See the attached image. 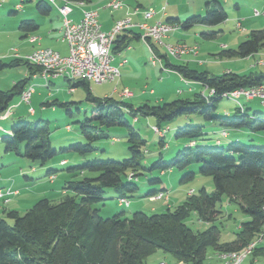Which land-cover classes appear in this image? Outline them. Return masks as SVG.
I'll return each mask as SVG.
<instances>
[{"label":"trees","instance_id":"16d2710c","mask_svg":"<svg viewBox=\"0 0 264 264\" xmlns=\"http://www.w3.org/2000/svg\"><path fill=\"white\" fill-rule=\"evenodd\" d=\"M66 1L68 4L85 5L92 0ZM19 7L21 8V5ZM36 7L42 15H47L51 9L48 1H39ZM226 21L228 13L219 1L213 5L208 4L205 16H193L184 21L175 18L166 20L167 23L179 24L184 30L195 25L216 26ZM19 28L28 36L37 32L39 25L34 20H24ZM127 32L136 34L134 38L142 34L135 32V29ZM217 35L218 32L203 34L209 38ZM132 39H121L119 36L114 42L112 53L117 54L125 50ZM262 48L264 30H254L236 50L223 49L222 54L229 58L245 59L257 54ZM159 52L160 50L158 54ZM160 56L163 70L168 67L185 80L198 83L207 89L208 93L194 94L193 99L177 98L163 104H145L135 108L130 103L118 101L113 97L96 98L87 82L66 80L73 89L85 88L86 100L95 105L92 118L82 124V132L90 139H105L108 135L94 136L89 129L125 127L131 156L121 161L90 160L81 166L70 168L69 171H74V174L87 172L95 176L68 182L63 189L65 193L58 202L41 199L23 215L16 210H7V219L0 218V264H146V260L159 249L172 254L178 264H204L208 248H213L218 254L239 253L264 233V146L243 144L238 138L233 142L231 140L226 147L196 145L192 148L197 141H208V134L202 126H185L177 130L176 138L189 139L188 147L179 151L171 162H165L160 157L151 167H146L143 163V149L147 142L127 118V114L134 118L141 114L155 117L161 125L180 116L200 114L223 129V139L217 140L218 144L231 138L228 129L236 131L238 137L242 136L243 130L264 132L263 113L254 112L248 116V108H245L240 100L223 97L224 94L263 84L264 74L242 75L227 72L214 76L209 71L199 72L186 65L171 64L165 58L167 56ZM21 65L27 67L31 76L41 73L40 68L23 59L13 58L6 61L0 58V74ZM31 80L25 78L15 83L9 91L0 89V119L5 117L15 98L18 96L21 99L23 92L34 84ZM222 99L237 102L239 108L236 113L240 116L226 119L216 115L217 105ZM74 103L60 104L56 100L45 105L61 106L71 116L69 106ZM10 128L11 130L7 131L9 137L0 138L8 153L13 152L42 165L58 154L51 143L49 121L39 120L34 123L25 119L18 120L12 123ZM154 131L162 139L165 137V131H162L160 126H155ZM160 144L163 148L166 147L163 140ZM69 150L87 154L92 151V145L75 144L71 145ZM192 163L199 165L200 174L212 177L214 193L209 194L206 189L200 190L199 194L189 193L181 205L174 210L169 206L162 214L148 215L138 211L128 218L125 212H120L110 218H102L100 211L93 209L94 204L106 200L107 189L114 190L119 206L128 208L131 206L129 199L139 191V187L131 182L133 178L153 171L164 174L173 166L183 169ZM193 176V173H189L184 179ZM150 182L161 183V180L156 178ZM162 192L168 193L164 188L151 190L146 196L153 199ZM224 196H227L231 203L239 205L249 218L241 222L239 232L232 242H221L220 230L213 224L222 216V212L217 210V205ZM127 202L129 205H126ZM192 214H195L199 221L212 225L203 232H195L186 223ZM252 255L254 258L264 257V245L257 247Z\"/></svg>","mask_w":264,"mask_h":264},{"label":"rangeland","instance_id":"374dc122","mask_svg":"<svg viewBox=\"0 0 264 264\" xmlns=\"http://www.w3.org/2000/svg\"><path fill=\"white\" fill-rule=\"evenodd\" d=\"M39 1L47 0H0V54L9 55L11 58H1L4 60H11L18 54L25 53L24 45L27 41L26 32L20 30V24L24 20L33 19L34 10L37 11V3ZM114 0H92L89 5L99 6L100 22L104 27L109 26L112 21V16L118 18L123 16L121 10L106 9L107 5ZM123 1L124 6H129L131 15L128 16L136 24L141 26L144 23L154 24L159 23L163 17L162 8L170 3L179 14L181 21H184L193 16H205L208 4L213 5L217 0H115ZM227 1V0H226ZM228 4L222 2V6L226 9L230 19L223 24L216 26L195 25L188 30L180 28L179 35L171 40H165V44H175L176 37L182 36L181 42L176 44V48H184L185 46H197L199 50L187 52L186 55L194 57L197 63L189 64V67L199 72L209 71L214 76H221L231 70L237 74H264V66H257L258 60H264V48L259 51L250 63L245 64V68L253 65L257 67L253 70L239 71L237 67L241 64L239 61L243 59L229 58L222 54V46L230 45L232 49L236 50L238 46L246 41L254 30H264V0H228ZM234 2H239L240 11L233 9ZM19 5L26 7L25 10ZM52 5V4H51ZM71 5V4H70ZM141 5V7H139ZM54 6V5H52ZM167 6V5H166ZM55 7V6H54ZM52 9L51 16H55L56 11ZM71 8V6H70ZM72 9V8H71ZM137 11V13H135ZM258 11L260 16H254V12ZM38 12V11H37ZM146 12H155L156 14L151 19L145 18ZM233 16V17H232ZM127 16L125 18H128ZM123 18V19H125ZM238 20L242 21V29L236 28ZM45 31L35 32L43 37L45 45H50L53 49L61 48L58 45L57 39L61 37L59 33L60 23H50L46 21ZM223 30L224 34L220 31ZM139 31V30H138ZM143 32V31H142ZM210 32H218V37L209 38L203 36ZM33 33V34H35ZM50 33V35H49ZM178 33V32H177ZM35 34V35H36ZM136 35V34H135ZM32 36V35H31ZM180 38V37H179ZM141 40V36L137 37ZM147 47H152L158 53L157 43L152 39L146 38ZM144 40V39H143ZM143 42V41H142ZM134 40V49L128 54V50L115 54L114 65H118L122 60L126 59L128 65L125 68H120L121 77L117 82L106 84L90 83V89L96 98L104 99L113 97L118 101H125L130 103L135 108L142 107L145 104L158 105L154 103V97H151V91H156L158 98H167L165 102H171L180 99H193L194 95L179 94V91L188 92L186 85L180 82V77L176 74H168L163 71L161 66H154L155 62L152 61L148 48L143 43ZM65 46V44H63ZM178 46V47H177ZM181 46V47H180ZM18 50V51H17ZM160 50L164 52L163 48ZM199 54V55H198ZM178 56V59L186 56L185 54ZM22 57V56H21ZM172 64L181 65L183 62L170 58ZM204 65L201 66L199 63ZM260 63V62H259ZM236 65V66H235ZM235 70V71H234ZM27 67L21 65L19 67L8 69L0 74V89L9 91L13 88L14 84L25 79L27 74ZM57 79L55 77H51ZM50 78V79H51ZM48 81V80H47ZM34 83V91L31 98L30 105L24 103L20 104V110L16 111L26 116V121L37 123L39 120H46L50 122L51 129V143L53 148L58 151V154L48 161L46 164L33 162L29 159L16 155L13 152L6 151L5 143L0 140V190H6L11 186L17 189L21 194L8 201V204L2 202L0 204V218L7 219L5 212L7 210H16L22 215L31 208L37 201L47 198L53 202H58L62 197V191L68 182L80 181L84 177H93V173H77L70 172L69 169L81 166L90 160H125L130 155L128 134L125 127L117 126L112 128L99 127L95 130L89 129L94 136L108 135V138H93L90 139L82 132V124L92 118V112L95 105L86 100L87 91L83 87H79L74 93L70 92L68 83L63 79L55 81V88H46L47 82L43 79L37 81L32 80ZM64 86L57 90L58 86ZM196 89L195 94L202 92L208 93L207 89L193 85ZM125 91H129L135 96L134 99L124 98L122 95ZM147 94L143 96V94ZM179 94V95H178ZM142 97V98H139ZM48 102L58 100L61 103L75 102L69 108L72 115L66 113V109L61 106L47 107L45 104ZM15 102H19V97L15 98ZM245 108H248L247 114L251 116L254 112L264 114L263 102L259 99L248 100L242 98L239 101ZM160 104H163L160 103ZM239 104L232 100L222 99L217 105L215 114L226 119H233L240 116L236 113ZM224 110L229 111L226 113ZM36 112V115L30 113ZM128 121L140 133L142 138L146 140L147 144L143 149L144 166L151 167L160 157L163 161L171 162L178 155L179 151L184 150L190 144L187 138H176V132L179 128L185 126H202L204 132L208 134V141H197L196 145H210L217 147H226L232 140L241 139V143L264 146V132L253 133L250 131H241V137L236 136V131L228 129L227 132L231 138L225 142L218 144L217 140L223 139V129L207 120L203 115L191 114L180 116L171 122L159 125L155 117H148L137 114L134 118L131 114H127ZM16 122V121H15ZM93 125H97L92 123ZM99 126V125H98ZM155 126H160L162 131H165V137L159 136L154 131ZM70 127V129H68ZM11 130V128H10ZM0 135V137H9L8 135ZM164 141L166 147H162L160 141ZM82 144L92 145V151L87 154H79L74 150H69L71 145ZM65 162V163H63ZM51 173L52 175H48ZM189 173H193L192 178L184 179ZM56 177L55 182L51 183L49 177ZM159 178L161 183H151L153 179ZM139 187V191L135 196L129 199L131 206H119L116 194L113 189H107L105 201L93 205V209H98L102 218H110L120 212H125L129 218L135 212H143L148 215L162 214L167 211L168 206L172 210L181 205L187 196L192 193L199 194L200 190L206 189L207 193L212 194L215 192V185L212 177L205 176L199 173V165L192 163L183 169L173 166L171 169L166 170L164 174L160 171L146 172L143 175L133 178L131 181ZM166 189L168 195L161 199H150L147 193L151 190ZM58 192L60 196L58 195ZM155 199V200H154ZM4 203V204H3ZM7 204V205H6ZM217 210L222 212V216L213 224L218 226L220 230L221 242H232L239 232L241 222L248 220V216L242 212L239 205L231 203L227 196H224L222 201L218 203ZM9 221V220H8ZM187 225L195 232H203L207 230L212 223L199 221L195 214H192L187 220ZM178 264L176 258L163 250H157L147 260L146 264ZM204 264H225L221 259V254H218L213 248H208ZM242 264H264V257L260 256L254 258L253 255L249 256Z\"/></svg>","mask_w":264,"mask_h":264},{"label":"built area","instance_id":"2783aa9c","mask_svg":"<svg viewBox=\"0 0 264 264\" xmlns=\"http://www.w3.org/2000/svg\"><path fill=\"white\" fill-rule=\"evenodd\" d=\"M53 5L58 7L60 14L63 17V41L67 43L69 53L67 56L61 55L59 52L51 48H37L35 55H26L17 58L23 59L31 65L41 69V73L32 75V79H36L40 75L42 79L47 82V76L63 77L65 80L72 82L84 81L94 84H105L111 78H120V67L114 65L115 56L112 53L114 42L123 33L138 29L141 30V38L144 44H147V39H152L157 43L158 47H162L165 56L169 58L178 59V54H185L186 52L198 51L197 46L176 48L174 45L165 44L166 38L180 30L179 24H167V22H159L156 25H149L147 23L141 26L136 25L131 18L119 20L110 31H104L100 23V14L98 12L87 13L82 12V19L79 22H73L69 19L72 11L64 9L55 0H50ZM122 4L107 5L111 10H120L123 8ZM137 13V11L135 12ZM255 16H260L258 11H255ZM155 12H146L145 18L151 19ZM241 28V23L237 24ZM143 31V32H142ZM37 38H31V41L36 42ZM151 59L156 61L157 65H163L162 57L152 47H148ZM160 53V52H159ZM60 60H68V67H60ZM127 63L123 60L120 66ZM263 64V62L258 63ZM165 70V68H164ZM47 85V84H46ZM50 87V85H47ZM34 84L25 90L21 96V101L30 105L31 98L34 91ZM73 92L74 90L71 89ZM132 93L125 91L122 96L130 97ZM231 95H238L240 98L248 100L259 99L264 105V83L248 89L237 90ZM10 114V110L6 113L5 117ZM64 163V162H63ZM56 177H50L51 181H55ZM18 191L8 188L0 193V202H7L12 197L17 196ZM168 195L167 192L157 194L154 198L161 199ZM126 205H129L127 202ZM258 247V245L254 246ZM245 259V258H244ZM164 264V263H161ZM237 264V262L233 263Z\"/></svg>","mask_w":264,"mask_h":264},{"label":"crops","instance_id":"0c3cea01","mask_svg":"<svg viewBox=\"0 0 264 264\" xmlns=\"http://www.w3.org/2000/svg\"><path fill=\"white\" fill-rule=\"evenodd\" d=\"M37 1V0H36ZM115 1V0H114ZM217 1H219L221 4H222V0H217ZM56 2L57 3H59V5H61V6H64V0H56ZM122 3H123V1H121ZM228 0L226 1V0H223V3H227L228 4ZM111 3V2H110ZM71 4V5H70ZM70 4H68V10H70V11H72V13L70 14V16H69V19L70 20H72L73 22H79L81 19H82V12H88V11H91V10H99L98 9V7L99 6H90L89 4H85V5H79V4H73V3H70ZM125 4V3H124ZM51 5V4H50ZM167 5V6H166ZM163 8H162V10H163V17L161 18L162 20L160 21V22H166V20L168 19V18H175V19H180L179 17V14H178V12H177V10H175V7L173 8L171 5L172 4H170V3H168V4H166ZM70 6H71V8H70ZM53 7L54 6H52L51 5V9H50V12L47 14V15H42V14H40L39 12H37L36 10H34V12H33V19H31V20H34L38 25H39V29H38V31L37 32H39V31H41V29H42V31H45V26H47V24L48 23H46V21H49L51 24L52 23H55L56 21H58L59 23H60V28H59V33H60V35H61V37L59 38V39H57V43H58V45L60 46V45H62L61 46V48H57V49H53L50 45H45L44 44V41H43V37H41V36H39V33H35V34H28V36H26V38H27V41L25 42V44L24 45H27V47L25 48V53H23V54H17L16 55V57L14 56V58L15 59H20V58H17V56H19V57H24V56H26V55H30V54H32L37 48H51V49H53V50H55V51H57V52H59L61 55H63V56H67L68 55V53H69V50H68V46H67V43L66 42H64L63 41V17H62V15L60 14V12H59V10H58V7H54V8H56V9H54L55 11H56V15L55 16H51V13H52V9H53ZM139 7H141V5H139ZM21 8L23 9V10H25L26 9V7H24V6H21ZM106 9H109V8H107L106 7ZM233 9H237V11H240V4H239V2H234V5H233ZM111 10V9H110ZM120 10L121 11H123V16H120V17H118V18H114V16H112V21H110V23H109V26H107V27H104L102 24V29L104 30V31H110L113 27H114V25L119 21V20H121V19H123V18H125L126 16L128 17V16H130L132 13H131V11L132 10H130V8H129V6H127V5H125V6H123V8H120ZM156 14V13H155ZM254 16H255V13H254ZM154 17V16H153ZM230 15L228 16V20L230 19ZM233 17V16H232ZM101 18V17H100ZM241 23V28H238L237 27V24L238 23ZM101 23V22H100ZM149 24V23H148ZM149 25H154V24H149ZM236 28L240 31V30H243L242 29V21L241 20H238L237 21V23H236ZM41 31V32H42ZM179 31L180 30H178L177 32H175V33H173V34H175V36H177V35H179ZM135 32H137V33H141V30H139L138 31V29H135ZM222 34H224V31L223 30H221L220 31ZM173 34H170L166 39L167 40H171L174 36H173ZM32 35V36H31ZM49 35H50V33H49ZM134 33H131V32H125V33H123L122 35H121V39H122V37H126L127 38V40L128 39H131V38H133L132 40H131V43H130V45L125 49V50H128V54L134 49V47H133V41L134 40H137V41H140V42H142L141 40H138L137 38H134ZM220 35V34H219ZM219 35H217L216 37H218ZM180 37V38H179ZM179 37H176V43L175 44H173V45H176V44H179V43H183V42H181L182 40V36H179ZM31 38H37L38 40L36 41V42H33V41H31ZM143 43V42H142ZM63 44H65V46H63ZM143 45L145 46V47H147L144 43H143ZM170 45H172V44H170ZM230 47H232L231 46V44L230 45H223L222 46V49H232V48H230ZM148 48V47H147ZM125 50H123L122 52H124ZM160 50V49H159ZM18 51V50H17ZM148 51H149V48H148ZM121 53V52H120ZM149 53H150V51H149ZM160 54L162 55V56H165V53L163 52V51H161L160 50ZM115 55V54H114ZM151 55V54H150ZM199 55V54H198ZM256 55V54H255ZM255 55H253V56H250V57H248V58H245V59H243L242 61H239V63L241 64V66L240 67H237V69H240L239 71H242V72H244V71H247V70H253L254 68H256L257 66H264L263 64H258L259 62H263L264 63V60H258L257 61V66L256 65H253V62L250 64V66L249 67H247V68H245V64H247V63H250L251 62V60H252V58H254L255 57ZM6 54L4 55V54H0V58H6ZM9 59L11 58L9 55L7 56ZM166 59H167V61L169 62V63H171L172 64V62H171V60H170V58L169 57H165ZM7 59V58H6ZM125 60V59H124ZM176 60H180V61H182L183 63L181 64V65H186V66H188L189 67V64L190 63H193V62H195V63H197L196 61V59L194 58V57H190V55H186V56H184V57H182V58H180V59H176ZM7 61V60H6ZM9 61H11V60H9ZM123 61V60H122ZM122 61L118 64V65H116V66H119L120 68L122 67V68H125L127 65H128V61H127V63L126 64H124V65H122V66H120V64L122 63ZM198 64V63H197ZM201 66H203L204 64L202 63V62H200L199 63ZM154 66H157V65H154ZM236 66V65H235ZM190 68V67H189ZM163 70V69H162ZM163 71H167V73L168 74H176L177 76H179L180 77V82L181 83H183L184 85H186L187 86V88H188V92H185V91H179V94H187V96L188 95H191V96H193L194 94H195V91H196V89L195 88H193L192 86L195 84V85H198V83H195V82H192V81H188V80H185L184 78H182L179 74H177V73H175V72H173V71H171L168 67H167V69H165V70H163ZM235 71V70H234ZM227 72H231V70H228ZM242 75H246V74H242ZM31 77V75H30V73H29V71H27V74H26V79H32V78H30ZM39 79H42L41 77H40V75H37V78L35 79V81H37V80H39ZM32 80H34V79H32ZM32 80H31V83H32ZM43 80V79H42ZM57 80H60V77H58L57 79H54V78H51V79H48V81H47V85H50V87L49 88H55V85H54V83H55V81H57ZM65 80V79H64ZM66 81V80H65ZM30 82V81H29ZM67 83H68V81H66ZM15 85V84H14ZM68 85H69V83H68ZM62 87H64V86H58V88H57V90L58 89H60V88H62ZM69 89H70V92L71 93H74L75 92V90L76 89H73V88H71L70 87V85H69ZM71 89H73L74 91L72 92L71 91ZM151 95V97H154V103H156V104H160V103H162V102H165L166 101V97L165 98H158V96H157V92L156 91H151V93H150ZM178 94V95H179ZM147 94L145 93V94H143L142 95V97L143 96H146ZM124 97V96H123ZM142 97H139V98H142ZM124 98H131V99H134L135 98V96L133 95V97H132V95L130 96V97H124ZM190 99V98H189ZM253 100V99H252ZM47 102L49 101V100H46ZM58 101V100H57ZM21 103H23L22 101H21V99H20V97H19V102H14L13 103V105L10 107V114L9 115H7V117H4V118H1L0 119V135H4V133H6L5 135H8V132L7 131H10V125L12 124V123H14L15 121H18V120H24V119H26V116L25 115H22V113H18V112H16V111H18V110H20V104ZM74 103V102H73ZM32 116L33 115H36V112L34 111V113H30ZM1 138V137H0ZM222 143H223V141H221ZM1 157V156H0ZM65 163V162H64ZM49 180H50V177H49ZM51 183H54L55 181H50ZM9 188H12L11 186H9ZM13 190H15V191H18L17 189H14V188H12ZM0 191H3V190H0ZM64 193L65 192H63L62 191V193H60V194H62V195H64ZM20 192L18 191V195L17 196H20ZM60 194H59V192H58V195L60 196ZM17 196H14V197H12V199L13 198H15V197H17ZM2 202H0V204H1ZM4 204V203H3ZM8 204V203H7ZM6 204V205H7ZM169 207V206H168ZM264 244H262V245H260L259 247H261V246H263Z\"/></svg>","mask_w":264,"mask_h":264},{"label":"bare ground","instance_id":"6f19581e","mask_svg":"<svg viewBox=\"0 0 264 264\" xmlns=\"http://www.w3.org/2000/svg\"><path fill=\"white\" fill-rule=\"evenodd\" d=\"M47 1L53 5V3L50 0H47ZM112 4H122V2L121 1H113V2L109 3L108 5H112ZM62 7H64V9H69L68 8V2L66 0H64V6H62ZM94 12H98V10H91V11H88L87 13H94ZM167 24H171V23H167ZM186 47L187 46H185L184 48H186ZM30 55H35V51ZM181 55H183V54H181ZM178 56H180V55L178 54ZM152 61H154V60L152 59ZM154 62H155V65H157L156 61H154ZM60 67H68V60H60ZM51 77H54V76H47V80L50 79ZM55 78H58V77H55ZM117 81H118V78H111L107 81V83H114ZM223 97L224 98H231V99H235V100L242 99L238 95H231V94H224ZM0 193H2V191H0ZM262 244H264V233H262L260 235V237H258L256 240H254L244 251L239 252V253L221 254V259L224 261L225 264H233L235 262H237V264H242L245 261V259H247L249 256H251L253 251L257 248L254 246L258 245V247H259Z\"/></svg>","mask_w":264,"mask_h":264},{"label":"water","instance_id":"95a60500","mask_svg":"<svg viewBox=\"0 0 264 264\" xmlns=\"http://www.w3.org/2000/svg\"><path fill=\"white\" fill-rule=\"evenodd\" d=\"M7 117V116H6Z\"/></svg>","mask_w":264,"mask_h":264}]
</instances>
